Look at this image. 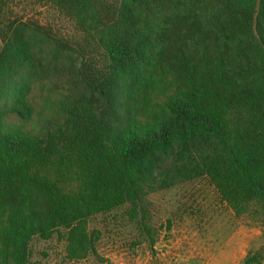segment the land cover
Returning <instances> with one entry per match:
<instances>
[{"label":"trees","instance_id":"1","mask_svg":"<svg viewBox=\"0 0 264 264\" xmlns=\"http://www.w3.org/2000/svg\"><path fill=\"white\" fill-rule=\"evenodd\" d=\"M37 1L80 37L0 0V264H104L98 220L152 248L150 195L203 179L264 224V0Z\"/></svg>","mask_w":264,"mask_h":264},{"label":"rangeland","instance_id":"2","mask_svg":"<svg viewBox=\"0 0 264 264\" xmlns=\"http://www.w3.org/2000/svg\"><path fill=\"white\" fill-rule=\"evenodd\" d=\"M5 15L51 24L60 36L80 37L72 23L37 0H8ZM149 199L158 230L155 246L140 244L132 227L115 223L106 227L98 220L95 225L103 235L97 249L104 264H244L250 253H260L264 264V224H240L207 180L152 194ZM34 249L36 264H99L93 258L68 262L63 244L56 241L34 244Z\"/></svg>","mask_w":264,"mask_h":264},{"label":"crops","instance_id":"3","mask_svg":"<svg viewBox=\"0 0 264 264\" xmlns=\"http://www.w3.org/2000/svg\"><path fill=\"white\" fill-rule=\"evenodd\" d=\"M1 47H2V46H1V44H0V49H1Z\"/></svg>","mask_w":264,"mask_h":264}]
</instances>
